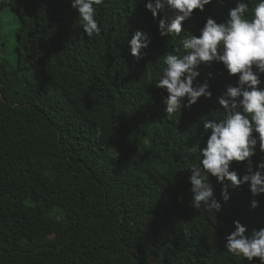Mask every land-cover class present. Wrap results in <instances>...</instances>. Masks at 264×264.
Returning a JSON list of instances; mask_svg holds the SVG:
<instances>
[{"label": "trees", "instance_id": "1", "mask_svg": "<svg viewBox=\"0 0 264 264\" xmlns=\"http://www.w3.org/2000/svg\"><path fill=\"white\" fill-rule=\"evenodd\" d=\"M234 4L212 0L182 27L198 34ZM7 8L20 27L15 64L0 57V264H247L224 238L233 220L264 224V194L250 208L245 184L224 202L210 177L222 205L215 219L189 206L185 169L199 118L216 114L235 78L221 64L201 66L194 84L207 81L212 96L169 118L154 81L180 38L159 36L144 0H105L93 37L69 0H0V29ZM136 30L152 37L140 60L126 40ZM262 156L257 146L254 170ZM231 167L244 174V162Z\"/></svg>", "mask_w": 264, "mask_h": 264}, {"label": "clouds", "instance_id": "2", "mask_svg": "<svg viewBox=\"0 0 264 264\" xmlns=\"http://www.w3.org/2000/svg\"><path fill=\"white\" fill-rule=\"evenodd\" d=\"M104 3L105 0H69L87 37L101 33L97 15L98 7ZM211 3L212 0H144V8L150 12L160 37L180 38L179 47L161 56L162 64L154 81V87L165 93L161 103L166 117L190 109L201 97L212 96L207 81L194 84L201 66L221 64L227 75L235 78V83L226 85L217 97L220 108L216 114L199 118L197 124L203 125V133L200 142L189 150L194 160L185 166L190 171L189 206L194 210L203 206L216 219L222 205L214 196L210 177L221 185L224 202L230 199L231 191L245 184L253 197L250 208H257L254 197L264 194V156L255 170L252 160L257 146L264 153V0H235L220 22L206 17L198 34L185 31L182 22L192 18L193 10L203 12ZM158 13L163 15L158 17ZM151 39L143 30L131 33V38H126L129 54L142 59V50L148 49ZM233 162H244L243 175L238 176L232 169ZM232 223L234 230L224 238V250L247 264L254 258L264 264V224L249 230L238 220Z\"/></svg>", "mask_w": 264, "mask_h": 264}, {"label": "rangeland", "instance_id": "3", "mask_svg": "<svg viewBox=\"0 0 264 264\" xmlns=\"http://www.w3.org/2000/svg\"><path fill=\"white\" fill-rule=\"evenodd\" d=\"M20 27V21L17 15L7 8L4 11L3 25L0 29L2 35V45L0 46V57L5 58L10 65L15 64V51H16V32ZM112 154V153H111ZM113 157V154L110 155ZM144 159L147 162L153 161L150 157L143 154Z\"/></svg>", "mask_w": 264, "mask_h": 264}, {"label": "bare ground", "instance_id": "4", "mask_svg": "<svg viewBox=\"0 0 264 264\" xmlns=\"http://www.w3.org/2000/svg\"><path fill=\"white\" fill-rule=\"evenodd\" d=\"M213 5V4H212Z\"/></svg>", "mask_w": 264, "mask_h": 264}]
</instances>
